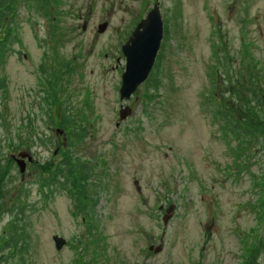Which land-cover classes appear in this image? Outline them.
Listing matches in <instances>:
<instances>
[{
	"label": "rangeland",
	"instance_id": "374dc122",
	"mask_svg": "<svg viewBox=\"0 0 264 264\" xmlns=\"http://www.w3.org/2000/svg\"><path fill=\"white\" fill-rule=\"evenodd\" d=\"M57 1L53 28L23 5L16 17L19 40L0 94V154L27 152L33 162L24 175L2 166L0 245L23 183L30 264H245L251 250L255 264H264L261 165L249 171L235 164L232 139L222 136L208 107L223 90L221 63L230 76L250 59L264 70V0ZM155 3L163 22L156 69L122 103L120 47ZM102 23L107 27L99 33ZM58 105L86 127L72 151L91 168L96 204L88 218L75 215L60 190L43 200L34 180L38 163L58 162L53 154L67 142L47 117L53 112L54 121ZM124 107L130 113L120 120ZM29 122L44 143L29 140L10 152L27 138ZM54 236L66 240L60 250Z\"/></svg>",
	"mask_w": 264,
	"mask_h": 264
},
{
	"label": "trees",
	"instance_id": "16d2710c",
	"mask_svg": "<svg viewBox=\"0 0 264 264\" xmlns=\"http://www.w3.org/2000/svg\"><path fill=\"white\" fill-rule=\"evenodd\" d=\"M57 2V0H0V94L7 87V78L4 72L6 62L9 56L14 54L13 43L19 40L18 25L16 24L18 9L23 5L27 11L34 10L36 13L42 14L45 19L49 20L50 27L53 28L55 25L52 22V14L58 9ZM56 31L54 29L52 34H55ZM246 59L243 58L244 61ZM238 64L237 69L232 70V76H230L227 65L221 63V70L224 74L221 80L223 90L214 98L216 102L213 101V98L210 99L214 104H209L208 107L222 125V136L232 139L235 164L243 165L249 171L255 164L261 165L259 173H262L258 175H261V180L264 182V70H258L259 67H256L257 65L252 63L251 59ZM154 69H156V65ZM153 71L146 80V85L150 82ZM44 74L52 76V73L48 71H45ZM50 79L48 77L45 83L48 92L53 91ZM157 86L155 83L151 88L157 89ZM45 101L50 104L47 97ZM47 103L44 104L45 109L48 110ZM62 106L56 107L54 121L51 119L53 112L47 115L50 125L58 124L67 138L66 145L61 143L58 148L57 154L61 156V159L56 162L52 158L43 164L38 163L41 166L38 167L34 180L42 192L43 200L48 199V196H53L56 190H60L65 193L74 206V214L77 215L81 212L88 218L96 204L91 191L94 185L88 183L91 168H87V163H81L75 158L72 151L75 143L82 141L85 131L83 128L86 127H81V117L74 120L73 116L68 115L69 112L65 111ZM58 110H62V114ZM58 116L62 117V121L59 123L56 121ZM28 126L30 129L27 135L28 139L24 137L19 139L17 145L13 144L10 152L13 153L18 148L28 146L29 140L33 144L36 140L41 144L44 143L45 136L35 133L32 130L31 122L28 123ZM0 142H5V140L0 139ZM0 156L3 157L0 158V173L2 166L8 165L12 170L15 161L11 156H5V154H0ZM2 190L3 188H0V193ZM15 197L10 210L12 221L2 235L0 264H30L27 253L29 254L31 246L27 223H24L25 208L28 207L26 201L28 193H26L23 183L17 186ZM2 198L1 193L0 200ZM259 207L261 209L260 218L264 221L263 199ZM256 257L257 253L251 250L245 264H255Z\"/></svg>",
	"mask_w": 264,
	"mask_h": 264
},
{
	"label": "water",
	"instance_id": "95a60500",
	"mask_svg": "<svg viewBox=\"0 0 264 264\" xmlns=\"http://www.w3.org/2000/svg\"><path fill=\"white\" fill-rule=\"evenodd\" d=\"M106 27L107 23L98 25V32L102 33ZM162 36L163 24L158 5L155 4L146 16L136 24L131 35L121 46V54L124 57L125 66L121 74V83L118 90L119 101L129 100L137 87L143 84L148 78L155 63ZM129 113V108L124 107L119 111V119L123 120ZM58 133L61 134L59 131ZM24 158L28 162L32 161V157L23 152L19 153L18 158L15 159L21 174L24 173L26 165ZM172 213L173 206L171 205L166 210V216L163 218L164 224ZM53 242L57 250H60L66 244V241L58 236L53 237Z\"/></svg>",
	"mask_w": 264,
	"mask_h": 264
}]
</instances>
